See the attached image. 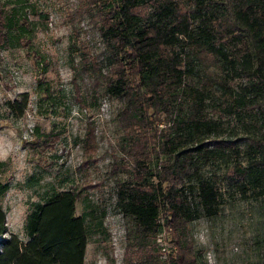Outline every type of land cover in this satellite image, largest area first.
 <instances>
[{
    "label": "rangeland",
    "instance_id": "1",
    "mask_svg": "<svg viewBox=\"0 0 264 264\" xmlns=\"http://www.w3.org/2000/svg\"><path fill=\"white\" fill-rule=\"evenodd\" d=\"M100 2L0 0L7 18L0 47V181L9 183L0 205L9 232L25 241V219L33 205L58 190H76V214L87 216L86 264H173L178 246L170 211L160 205L156 232L139 244L135 219L123 213L117 198L119 183L133 177L136 156L145 158L146 176L151 172L150 179L157 180L155 172L167 160L161 145L170 114L150 108L134 126L147 140L130 144L120 117L125 101L107 91L111 68L101 28L112 4ZM245 80L236 76L231 83L240 88ZM211 88L204 108L210 125L199 137L217 153L201 165V173L214 179L220 209L189 221L187 236L204 264H264V180L255 185L250 178L226 174L235 161L246 163L256 128L252 118L261 123L260 112L229 113L222 91ZM24 91L29 102L18 114L7 101ZM190 112L186 106L181 115ZM195 183L194 178L184 183L193 206L198 198L189 186Z\"/></svg>",
    "mask_w": 264,
    "mask_h": 264
},
{
    "label": "trees",
    "instance_id": "2",
    "mask_svg": "<svg viewBox=\"0 0 264 264\" xmlns=\"http://www.w3.org/2000/svg\"><path fill=\"white\" fill-rule=\"evenodd\" d=\"M100 1L112 4L101 28L108 47L105 61L111 68L107 91L125 101L120 117L131 133L130 144L147 140L134 126L150 108L170 114L161 145L167 160L155 172L157 180L150 179L151 172L148 179L145 158L136 156L133 177L118 185V204L135 219L139 244H146L156 232L163 205L171 213L178 246L173 264H204L186 225L200 213L213 216L220 209L214 179L201 173V165L217 153L199 137L202 128L210 125L204 108L211 87L222 91L229 113L241 108L260 112L261 123L252 118L256 128L248 140L246 163L235 161L226 174L250 178L255 185L264 180V0ZM6 22L0 9V47ZM236 76L246 79L240 88L231 83ZM28 102L24 91L7 105L23 114ZM186 106L191 112L182 116ZM189 138H195L193 143L187 144ZM187 178L196 182L189 186L196 190L194 206L185 192ZM8 188V182L0 181V198ZM78 197V191L62 189L36 202L25 219V241L9 232L0 205V234L9 232L0 239V264H86L87 216L76 214Z\"/></svg>",
    "mask_w": 264,
    "mask_h": 264
}]
</instances>
